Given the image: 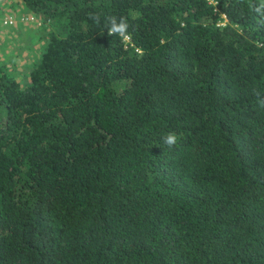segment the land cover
Returning <instances> with one entry per match:
<instances>
[{
	"label": "trees",
	"instance_id": "1",
	"mask_svg": "<svg viewBox=\"0 0 264 264\" xmlns=\"http://www.w3.org/2000/svg\"><path fill=\"white\" fill-rule=\"evenodd\" d=\"M262 5L0 0V264H264Z\"/></svg>",
	"mask_w": 264,
	"mask_h": 264
},
{
	"label": "rangeland",
	"instance_id": "2",
	"mask_svg": "<svg viewBox=\"0 0 264 264\" xmlns=\"http://www.w3.org/2000/svg\"><path fill=\"white\" fill-rule=\"evenodd\" d=\"M14 9H16V6ZM1 11L6 14H12L15 17L17 14L19 16L27 15L26 12L20 8L14 12ZM21 18L23 19L21 22H24L26 27L20 28L18 23L6 26V28H1L0 26V58L4 59V61L7 60L4 63H7L8 67L12 69H17L19 66L25 64L26 61L31 62L32 60H36V57H38V48L41 44L31 41L25 30L30 24H36L39 20L32 16H28V19L24 17ZM16 72L18 75H24V69Z\"/></svg>",
	"mask_w": 264,
	"mask_h": 264
},
{
	"label": "clouds",
	"instance_id": "3",
	"mask_svg": "<svg viewBox=\"0 0 264 264\" xmlns=\"http://www.w3.org/2000/svg\"><path fill=\"white\" fill-rule=\"evenodd\" d=\"M262 7H264V5H262ZM257 11H259V9H257ZM4 16H12L14 22L8 25H0L1 28H6V26L13 25L14 23L21 22V20H23L22 18H17L12 14L5 13ZM31 16L34 17L33 15ZM223 17L224 20L219 24L223 25L225 23V15H223ZM26 19L28 18L26 17ZM92 19H94L99 24L100 21L98 16H93ZM106 21L105 28L107 29L109 36H118L121 40H127L129 38L128 29L130 25L126 17L121 16L117 18L116 16H108L106 17ZM257 103L260 108H264V97H261L260 94H257ZM177 140L178 137L174 132H168L162 137L163 143L170 149L176 145Z\"/></svg>",
	"mask_w": 264,
	"mask_h": 264
},
{
	"label": "built area",
	"instance_id": "4",
	"mask_svg": "<svg viewBox=\"0 0 264 264\" xmlns=\"http://www.w3.org/2000/svg\"><path fill=\"white\" fill-rule=\"evenodd\" d=\"M14 22L12 16H2L0 17V25H8Z\"/></svg>",
	"mask_w": 264,
	"mask_h": 264
}]
</instances>
